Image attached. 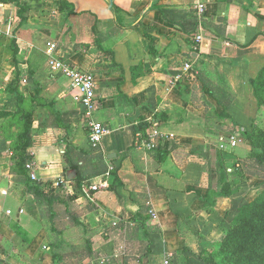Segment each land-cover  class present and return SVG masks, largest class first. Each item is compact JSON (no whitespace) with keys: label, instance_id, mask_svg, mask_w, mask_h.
Listing matches in <instances>:
<instances>
[{"label":"crops","instance_id":"obj_1","mask_svg":"<svg viewBox=\"0 0 264 264\" xmlns=\"http://www.w3.org/2000/svg\"><path fill=\"white\" fill-rule=\"evenodd\" d=\"M112 1L119 13L108 0H0V264H137L127 246H150L147 264H204L200 219L247 201L235 164L248 151L222 145L260 112L251 80L264 67V0ZM50 50L94 76V120L111 130L97 148ZM140 131L158 132L160 148L138 145ZM32 180L60 200L39 204ZM223 184L231 195H218Z\"/></svg>","mask_w":264,"mask_h":264},{"label":"trees","instance_id":"obj_2","mask_svg":"<svg viewBox=\"0 0 264 264\" xmlns=\"http://www.w3.org/2000/svg\"><path fill=\"white\" fill-rule=\"evenodd\" d=\"M116 13H119L120 8L114 4L112 0H108ZM254 96L259 106L264 105V67L260 70L258 75L251 80ZM149 125L142 123L136 130L146 131ZM245 136L251 142V150L247 158L254 159L256 170L254 175H264V128L259 124H251V129L245 130ZM31 144V129L28 124L24 125L20 133L19 147L23 152L24 158H28L26 153L27 147ZM160 145L156 147V150ZM241 166L238 162L235 168ZM239 170V169H238ZM241 172H238V174ZM240 175V174H239ZM237 176L236 184H238L243 176ZM79 179H83L81 176ZM86 180V179H85ZM88 184V183H87ZM229 187L223 185V188ZM28 190L37 199L39 204L48 203L53 204L60 200L61 194L58 192L59 188H52L48 184L38 181H29ZM223 191V189H222ZM233 191L219 192L222 195H231ZM51 207V205H50ZM138 216L142 225L145 228V235L150 233L148 221L150 215L144 206H140L135 214ZM218 253L222 255L223 264H264V189L249 203L240 207L237 215L232 220L229 230L223 235L219 242ZM150 253V246H140L135 255L137 264H147L148 255ZM210 264L211 260H207ZM212 262H215L214 260Z\"/></svg>","mask_w":264,"mask_h":264},{"label":"rangeland","instance_id":"obj_3","mask_svg":"<svg viewBox=\"0 0 264 264\" xmlns=\"http://www.w3.org/2000/svg\"><path fill=\"white\" fill-rule=\"evenodd\" d=\"M259 108L260 112L252 122L257 123L260 125V127L264 128V105L259 106ZM252 122L247 127H243L240 125L233 127L234 130L240 132L241 134L240 145L243 146L244 150L248 151L247 156L249 155V152L251 150V142L246 139L245 130L251 129ZM247 156L241 160L242 167H239L244 168L241 169L242 171H240L244 175L241 173H239L240 175L238 174L239 176L249 177L247 186L248 191L246 197L247 201L244 203V200L237 199L235 201H227L225 205H223V203H220L219 206H221V208L223 209L221 210V216L219 217V219H216L213 216H206L200 219V221L198 222V224L200 223L202 225L201 226L199 224L202 227L201 230H203V234L200 236L203 240L200 242V247L198 248V252H196V254L198 255L197 258L204 264H208V259L211 260L210 264H223L222 255L218 253V244L220 240L222 239L223 235L229 230L230 224L237 215L240 207L252 201L264 189V175L261 176L253 174L257 167H255L254 159L247 158ZM245 172H247L249 176L245 175ZM221 189H223V191L221 192H229L232 190V188L229 189V187H221ZM218 195L226 196L222 194ZM212 205H215V203H213ZM127 247V251L129 253L130 258L135 257L136 251L138 250V248H140V246ZM67 252L68 251H57L56 259L58 260V262L63 263L64 258H66V260L68 259L65 256L67 255ZM213 260L215 262H212ZM177 264H186L185 257H182L180 259V262H177Z\"/></svg>","mask_w":264,"mask_h":264},{"label":"built area","instance_id":"obj_4","mask_svg":"<svg viewBox=\"0 0 264 264\" xmlns=\"http://www.w3.org/2000/svg\"><path fill=\"white\" fill-rule=\"evenodd\" d=\"M203 4H197L196 9L197 12L202 13L204 11ZM8 31L5 29L3 22L0 20V38L6 35ZM203 36L200 34L197 36V41H202ZM49 66L50 69L54 73L62 74L65 76L74 91V98L84 106L86 109V115L90 118V133L89 139L91 145L94 148H97L103 142L105 136L111 131L109 127L106 125L97 122L94 120V114L97 108V98H96V83L94 76L87 71L81 70L77 67L72 66L64 60L59 59L53 54V51H49ZM186 68H190L191 65L189 63L185 64ZM241 134L238 131H235L229 139L228 144H223L222 147L227 148H235L240 141ZM137 143L138 145L152 150L155 149L159 144V134L156 131H152L148 136L144 135L141 131L137 134ZM239 166V165H238ZM108 174V173H107ZM103 177V176H101ZM108 183L103 178L99 180L95 184H91L90 189L99 190L102 188H106ZM153 217H157L156 212L154 210H150ZM172 254L168 255L164 264H171Z\"/></svg>","mask_w":264,"mask_h":264},{"label":"water","instance_id":"obj_5","mask_svg":"<svg viewBox=\"0 0 264 264\" xmlns=\"http://www.w3.org/2000/svg\"><path fill=\"white\" fill-rule=\"evenodd\" d=\"M67 175H68V178H69V179H74V178H76V176H77L76 170H75V169L69 170V171L67 172Z\"/></svg>","mask_w":264,"mask_h":264}]
</instances>
